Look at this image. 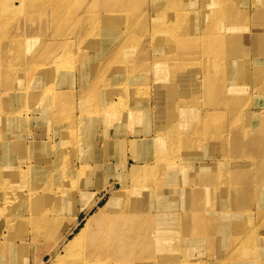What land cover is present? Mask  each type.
Masks as SVG:
<instances>
[{
    "label": "rangeland",
    "instance_id": "obj_1",
    "mask_svg": "<svg viewBox=\"0 0 264 264\" xmlns=\"http://www.w3.org/2000/svg\"><path fill=\"white\" fill-rule=\"evenodd\" d=\"M6 1L2 9L7 8L9 12L2 14V26L17 28L6 39L24 42L20 45L23 50L15 59L9 56L0 61V121L4 116L15 118L12 130L20 126L16 131L21 132L16 142L14 132L3 137L0 130V138L7 139L11 147L23 144V151L13 148L5 158V167L11 171L9 176H15V170L36 168L33 172L41 183L52 175L66 176L70 167L86 166L87 169L90 186L74 198L71 206L62 205L65 217L58 231L73 218L86 219L111 192L118 190L113 177L124 165L130 170L135 161L147 160L149 166L160 158V165L148 176L155 180V192L161 193L160 198H152L154 205L156 202L161 207L174 205L178 210L194 207L200 214L207 215V211V216H211L227 203L226 209L230 206L231 211L242 213L237 199L243 193L237 190V185L243 180L231 174L233 165L241 167L245 162H253L254 147L241 142L227 144L225 139L240 137L239 133L244 134L246 128L250 130L249 136H257L260 131L252 117L264 109V81L262 92L259 95L255 92L258 79L264 78V44L255 43L256 33L264 37V20L254 12L244 18L240 5L247 3L254 8L264 0H228L237 4L231 10H226L230 7L225 4L222 6L223 0ZM18 3L24 11L33 10L25 11L26 20L16 10ZM13 9L16 10L14 23L9 20ZM161 25L172 33L167 29L158 31ZM233 27L235 33L243 31L234 34L233 39L224 37ZM111 106L117 108L111 112L115 117L111 132L127 138L126 149L114 147L109 154L100 150L88 155V149L95 142L100 148L109 145L104 140L108 131L101 124L88 127L94 132L92 135L81 130L84 134L78 132L73 145L60 148V133L64 128L78 123L88 112L103 117ZM126 113L132 118H124ZM116 115H120L118 119ZM165 122L181 129L177 135L180 138L187 133L202 139L205 136L197 147L198 153L205 151L204 157L187 155L185 148H177L179 141L175 136L162 135L159 125ZM35 139L38 143L33 144V150L37 155L25 149ZM42 140L53 142L51 152L47 146L46 149L40 145ZM165 145L168 150L164 152ZM234 151L251 152L235 156ZM223 159L229 164H217L215 170L210 166ZM200 160L206 165L199 166ZM169 163L177 164L181 172H163ZM201 169H209L206 174L209 178L204 183L195 174ZM33 172L25 174L20 183L22 187H31ZM227 181L232 186L223 190L218 184ZM245 184L252 188L260 180L252 174ZM95 188L101 192L96 195V205L75 216L80 204L87 205L93 200ZM103 188H108V192L104 194ZM183 188L197 193H181ZM169 190L177 193L170 195ZM259 195H264V191L251 193L247 199L244 196L245 202L251 205L244 214L253 222L258 214ZM7 208L0 205V215ZM200 231L192 220L170 222L165 218L159 226L139 230L138 239L129 236L123 249L141 255V263L138 257L136 264H188L197 260L201 263L196 264H207L208 260H202L211 239ZM157 234L177 237L172 241L178 252L155 250L152 241ZM160 241L165 242L162 238ZM223 243L232 244L229 240ZM50 245L51 242L38 245L42 262L49 259L46 251ZM198 245H203V252ZM10 249H0V264H32V258L30 262L13 263Z\"/></svg>",
    "mask_w": 264,
    "mask_h": 264
},
{
    "label": "bare ground",
    "instance_id": "obj_2",
    "mask_svg": "<svg viewBox=\"0 0 264 264\" xmlns=\"http://www.w3.org/2000/svg\"><path fill=\"white\" fill-rule=\"evenodd\" d=\"M223 1L222 6L225 4L226 7H230L226 10H231L237 5H234L228 0ZM4 2L7 3L6 0H0V43L3 47L0 51V61H4L9 56L15 59L18 52L23 50L20 45L24 43L14 38L6 39L13 36L17 28L6 29L2 26V14L9 12L7 8L2 9ZM252 5L254 6V2ZM240 8L244 13V18L254 12V14L259 16L261 21L264 20V2L258 3L254 8L244 3L240 5ZM16 10H18V14L24 16L23 20L27 17L25 13L27 9L24 11L19 3ZM16 10H11L13 13L9 20L12 23L16 22ZM27 12H33V10L29 8ZM59 21L62 22L61 19ZM22 27L24 28L23 24ZM169 27L175 28V25H170ZM157 29L158 31H165L167 29V32L172 33V30L165 28L164 25L157 27ZM239 31L243 30H237L235 33L234 27L230 28L224 37L233 39L234 34H238ZM256 35L255 43L264 44V37L259 32ZM27 68L29 69V67ZM263 81L264 78L258 79L255 91L258 95L262 92ZM116 110L117 108L111 106L110 109L104 111L109 113L103 115V117H99L98 114L92 112L83 114L78 123H71L60 133V148L65 149L67 146L73 145L78 132L83 135L84 132L82 131H85L88 136L92 135L94 132L89 130L88 127L94 126V124L98 126L101 124L108 131L104 140L109 142L107 143L109 145L100 148L97 142H95L88 149V155L99 153L100 150H106L109 154L110 149L114 147L126 149L127 138L123 135L120 136L118 133L111 132L114 130L115 125V122L113 123L115 117L111 112H115ZM116 116L118 119L120 115ZM123 117L132 118L127 113ZM15 120L13 117H2L0 130L3 131V137L14 132L16 142V138L21 132L16 131L20 129V126H17L15 131L12 130V127L15 125ZM178 120L182 126L181 117ZM19 121L22 124L24 123L23 119L19 118ZM252 121H256L259 125L260 131L258 130L259 133L257 136H249L250 130L246 128L244 134L239 133L240 137L232 136L226 137L225 139L227 144L230 142H241V144H248L254 147L253 162H245L241 167L233 165L235 168L231 174L233 178L237 177L236 179L243 180L242 184L237 185V190L240 189L243 193V196L238 195L237 199L239 202L237 206H240V209L243 210L242 213H238L240 211L236 210L231 211L230 206H228L229 209H226L227 203L219 206V209L211 216H207L209 214L207 211V215L200 214V211L194 207L178 210L174 205L161 207L162 204L158 202H156L157 205H154L152 198H160L161 193L160 191L158 194L155 192L153 188L155 180L148 179V176L158 168L161 163L160 158L149 166L147 160L142 162L135 161V164H132L133 166L130 170L127 164L124 165L119 170L120 173L116 177H113V180L116 181V185L118 186V190L111 192L107 199L96 208L95 212L89 214L86 219L77 221L76 218H73L72 220L74 221L71 220L70 224L66 223L59 231L58 228L65 217V213L61 209L62 205L71 206L74 198L80 196L90 186L86 177V166L78 169L70 167L67 170L66 176L60 175L57 177L52 175L45 178L41 183L36 180V173L33 172L36 168H30L26 171L15 170V176L10 177L9 172L11 171L5 167V158L13 148H16L18 151H23V144L19 143L18 146L14 144L11 147L7 139L0 138V205L6 208L8 207L0 215V249L4 247L7 249L11 248V260L13 263H16L18 260H22L24 263L30 262L32 258V264H115L120 261L136 264L138 257L139 263H141L140 259L143 258L141 255L123 249V245L128 237L131 236L133 239H138L140 237L137 236L139 230L147 229L151 226H159L163 219L168 218L170 222L171 220H180V222L192 220L196 225H199V230H202L200 232L210 236L211 241L205 249L207 255L202 260L203 262L208 260L207 264H264V229L261 230L264 226V195L257 196L256 208L258 214L255 222L244 214L247 210L251 209V205L245 202L244 196L247 199L251 193L256 192V194H259L264 191V109L259 114L254 115ZM159 127L162 135L175 136L176 140L179 141L177 148H185V151L188 152L187 155L191 153V156L194 158L204 157L205 151L198 153L197 150L199 149L197 147L205 136L202 139L200 137H192L187 133L185 137L180 138L177 135L181 129L172 128L169 122H165V124L159 125ZM113 135L117 136V138H113ZM34 141L35 143L28 142L30 144H26L25 149L28 148L30 153L37 155L33 150V144L36 146L38 140L35 139ZM40 143L43 147L47 146L48 151L51 152L50 150L53 148L52 141L47 140L46 143L42 140ZM167 147L165 145L162 151H167ZM250 152L245 151V153ZM209 153L210 150L207 154L209 155ZM243 153L234 151L235 156ZM106 160L105 164L108 165L109 158ZM183 164L185 165L187 163L183 162ZM217 164L225 166L229 162L223 159L222 162L211 163L210 166L212 165L215 170L217 169ZM166 165L168 167L163 170L165 173L181 172L177 164L169 163ZM203 165H206V163L200 160L199 166ZM208 171L209 169L196 170L195 174L197 179L204 183L209 178H206ZM28 172H33L34 174L33 183L30 184L31 187L29 189L28 187H22L20 184ZM252 174L256 175L260 180V184L253 185L251 188L245 183L249 181V177ZM218 185L223 190H228L231 188L232 182L227 181L223 185ZM103 189L104 194L108 192V188ZM168 192L170 195L171 192L175 195L177 190H175L176 193L172 190ZM93 193V200L88 202L87 205L80 204L75 216L91 210L96 205L98 201L96 195L101 192H99L98 188H95ZM181 193L196 195L197 190L183 188L181 189ZM10 206L13 208H10ZM180 217L181 219H179ZM218 223L220 224L218 225ZM80 224L82 225L76 231L72 232ZM67 236H70V238L66 239ZM160 238L165 240V242L160 241ZM176 238H165L163 234H157L153 237L152 244L157 251L162 249L163 251L175 253L178 250L175 249L172 240ZM226 240H229L232 244L230 246L225 245L223 242ZM45 242H51L50 248L46 251L49 259L46 262H42L38 255V245ZM17 244H19L17 246L18 248L16 247ZM12 245L14 246L13 249ZM197 248H201L202 252L204 251L203 245H198ZM222 258H224L223 261ZM196 263H201V260L190 261L188 264Z\"/></svg>",
    "mask_w": 264,
    "mask_h": 264
}]
</instances>
